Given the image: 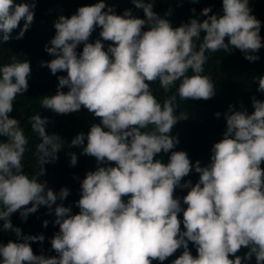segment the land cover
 <instances>
[{
	"label": "clouds",
	"instance_id": "1",
	"mask_svg": "<svg viewBox=\"0 0 264 264\" xmlns=\"http://www.w3.org/2000/svg\"><path fill=\"white\" fill-rule=\"evenodd\" d=\"M132 3L144 11L145 19L133 17L130 9L117 15L105 0H99L78 8L70 18L59 16L51 47L45 45L55 58L41 66L53 75H67L57 77V92L45 96L42 107L68 114L83 106L100 118V124L90 127L81 154L95 157L98 165L115 164L86 173L76 202L78 214L73 215L63 203L56 204L70 195L69 189L56 193L46 188V182H38L43 166L35 177L24 172L28 140L10 113L16 97L28 90L30 62L13 57L10 64L0 66V137L6 138L0 141V221L2 229L16 237L0 243V264H152L153 260L163 262L181 247L182 255L172 264H242L253 256L256 264H264V101L252 97L251 114L229 105L224 114L226 131L213 145L208 166L201 167L199 161L193 166L184 151L171 152L165 164L155 157L176 146L179 141L170 133L188 117L174 114L175 96L161 104L150 89L152 82L159 81L169 91L180 81L181 100L211 99L215 86L201 75L205 52L235 47L246 60L255 62L259 56L252 53L264 47L261 21L250 14L248 0H222V16L209 15L211 8H204L201 15L207 18L202 22L193 18L173 28L153 11V4ZM35 7V0H0V42L12 39L23 20L15 37L22 39L34 22ZM146 24L149 30L142 31ZM97 27L102 39L89 42ZM202 32L203 43L195 51L193 40ZM102 41L112 42L107 50ZM81 43L84 47L78 55ZM255 79L257 91L264 93V76ZM215 115L219 118L221 113ZM31 119L33 130L45 135L47 119ZM149 125L153 130L143 131ZM84 142L85 134L80 133L70 147ZM59 149L54 155L46 153L42 163L54 162ZM69 155L70 164L76 165V154ZM193 167L199 181L194 186L191 181L181 184ZM177 187L190 188L183 197L186 209L174 198ZM122 197H128L127 201ZM53 205L59 231L51 238V248L57 255H35L30 242L42 243L45 237L22 234L10 218L19 212L26 221L40 206H47L51 213ZM181 212L184 231L178 219ZM189 242L197 249L196 257L188 249ZM242 247L249 250L243 257L236 255Z\"/></svg>",
	"mask_w": 264,
	"mask_h": 264
},
{
	"label": "trees",
	"instance_id": "2",
	"mask_svg": "<svg viewBox=\"0 0 264 264\" xmlns=\"http://www.w3.org/2000/svg\"><path fill=\"white\" fill-rule=\"evenodd\" d=\"M17 3L21 0H16ZM31 3L32 0H26ZM99 0H35L34 22L26 31L22 39L15 37L19 33V27H23L24 21L12 33V39L7 43L0 42V66L10 64L13 57L19 61L28 60L31 66V75L28 77V90L14 101V110L10 116L20 122L24 135L28 140L26 151L24 153L22 164L24 172L30 177L38 176L42 166L45 169L43 175L38 176V182H46V188L58 193L61 188L69 189L70 195L61 202L57 200L56 204L63 203L65 207H71L72 214H78L79 208L76 202L81 198V182L86 173L95 171L99 166H115L114 162L110 164L98 165L95 157L83 155L82 147L87 144V133L93 124H100V118L95 117L83 106L80 110L68 114H57L50 109L42 107V100L45 96L55 95L57 92L58 76H66V72H58L53 75L47 66H41V62H48L55 57L45 51V45H50V40L55 36L56 29L54 22L63 15L70 18L78 8L90 6L98 3ZM144 3L153 4V11L161 18L169 20L173 28L188 23L190 19H197L202 22L207 17L201 15L204 8H211L209 15H223L222 0H199L193 3L192 0H142ZM107 6L113 7L115 14L123 15L127 9L131 10L132 16L145 19V13L138 9L132 3V0H105ZM248 6L252 15L261 21L260 36L264 44V0H248ZM195 9V13L191 11ZM107 8L105 9V11ZM149 30L146 24L142 31ZM100 27H97L89 38V42L94 43L97 39H102L99 35ZM203 35L199 39H194V50L199 51L203 43ZM107 50L110 41H102ZM227 42V39H226ZM83 43L77 46V54L83 50ZM253 55L259 56L255 62H249L244 58V54L235 47H229L227 51L221 49L217 52L206 51V63L203 65L204 72L201 75L208 76L215 86L216 94L209 100H181L177 95V89L180 81H176L169 91L161 87L159 81L150 84L152 94L161 104L172 96H175L174 108L175 115L187 114V119L179 120L173 127L170 135L178 139L176 146L168 153L161 152L155 159L161 160L167 164L173 151H184L187 153L193 166L196 161L200 162L201 167L208 166L211 163L212 147L216 142L223 139L226 131V120L224 114L228 111L229 105H233L236 110H247L249 114L254 111L252 97L264 101V93L257 91L258 80L255 77L264 76V47ZM194 73L189 69L187 75ZM65 93L67 87L62 89ZM221 113L216 117V113ZM41 116L46 118L45 135L34 131L32 127V117ZM107 130V129H105ZM153 126L149 125L143 131L151 132ZM80 133L85 134V142L81 147H70L71 141ZM55 135V136H54ZM5 137H0V141H5ZM47 140V143L45 142ZM55 161L42 163L47 159L46 153L54 155ZM69 153H75L77 156L76 165L70 164ZM264 168V163L261 164ZM200 178V174L193 170L189 175L181 180V184L191 181L194 186ZM190 188L177 187L174 191V198L181 201V207L187 208L183 203V197L187 195ZM127 201L128 197H122ZM2 207V206H0ZM31 207V204L28 205ZM56 205L52 206V212L49 213L47 206H40L37 212L29 214L26 221H22L19 212L11 216V223L14 227H19L24 235L45 237L41 243L30 242V246L35 255H44L51 257L57 255L51 248V238L59 231V226L54 224L56 219ZM181 221V231H184L183 212L178 214ZM44 221H48L47 227H44ZM0 221V243L7 244L9 240H16L14 233L4 231ZM188 249L196 257L197 249L192 242L188 243ZM184 249L179 248L172 256L163 262L153 260L152 264H172V262L182 255ZM249 250L241 248L236 255L243 257ZM234 259L233 256H229ZM242 264H256L255 256L249 261H243Z\"/></svg>",
	"mask_w": 264,
	"mask_h": 264
}]
</instances>
